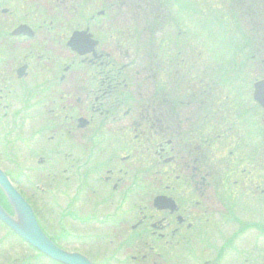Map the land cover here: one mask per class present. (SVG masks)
Here are the masks:
<instances>
[{
	"label": "flooded vegetation",
	"instance_id": "af4514ba",
	"mask_svg": "<svg viewBox=\"0 0 264 264\" xmlns=\"http://www.w3.org/2000/svg\"><path fill=\"white\" fill-rule=\"evenodd\" d=\"M138 1L152 6L155 16L149 19L150 29H160L158 21L169 22L168 7L158 0H85L84 6L85 12L113 11L121 16L119 10L134 11ZM65 12L80 13L76 0H0V43L9 48V55L0 56V128L24 129L28 115L37 111L40 151L58 159L47 177L40 170V219L45 231L64 249L98 255L104 262L109 259L103 257L111 255V263L119 258L131 260L130 264H188L192 246L222 228L218 245L215 241L216 247L207 249L216 255L204 264H228L220 261L226 251L229 263L236 264L235 225L233 217L225 218L233 214L235 201L219 198V174L203 162L206 149L220 147L219 114H213V121L205 119L210 113L204 110V94L188 87L181 53L175 59L167 57L164 77L158 71L150 74L153 87L147 106L142 107L138 89L133 119H109L125 105L120 95L131 73L125 72L124 58L111 55L100 44L97 55L41 54V49L54 47L55 51L66 43L55 20ZM30 15L40 17L38 39L32 40L36 43L31 49L36 60H32L33 70L20 78L18 70L27 61L21 60V54L28 40L3 39V32L12 30L14 16ZM137 25L142 27L141 22ZM134 74L141 75L138 70ZM33 92L38 104L29 102ZM212 107L215 111L216 104ZM80 117L89 118L87 128H79ZM206 127L212 129L206 132ZM141 150L153 160L152 166L143 168L150 185L143 186L142 197L140 185L135 184L141 173ZM157 195L171 198L175 206L156 207ZM130 224L136 239L134 246L125 248ZM115 241L116 247H110ZM255 246L241 264H264V241Z\"/></svg>",
	"mask_w": 264,
	"mask_h": 264
},
{
	"label": "rangeland",
	"instance_id": "374dc122",
	"mask_svg": "<svg viewBox=\"0 0 264 264\" xmlns=\"http://www.w3.org/2000/svg\"><path fill=\"white\" fill-rule=\"evenodd\" d=\"M222 2L224 3V5L222 4ZM220 3L222 4V6L221 4L215 6L214 2L211 0H188V12H180L179 7L175 5V1L168 0L166 1V4L169 5L168 12L170 11L172 15L171 22H173V24L171 23L160 31L154 30L152 33L151 31L150 33L147 32L148 27L144 24L143 27L146 28L142 27L143 30L139 33V43H148V46L145 44V50H147L148 52V50L151 49L149 43L160 42V40L164 39L166 37V34H168L167 37L168 39L170 38V43H172V46L177 47L176 49L187 48L186 43H189L188 48L191 51L192 46H196V51L199 53L202 61L204 59L208 60L214 57L219 58V60L222 61V64L219 63L217 65L219 69L216 70L217 75L214 78L215 80H212V77L210 76L204 81L202 85H200L201 83L199 85H196V82L193 81L192 87L195 89L204 90L207 86H211L214 88L215 85L216 88L213 89V93L209 96L207 92L206 97L208 98L205 97L206 102L210 105L212 104L211 99H214L213 103H215L216 98H220L222 97V95L226 97V95L228 94H233V97H235L236 99H241L242 97V107H246L247 110L250 109L251 112V114L247 116V121L255 122L256 124L263 126L264 110L256 105L253 100V85L257 80L261 79L260 77L264 76V67H262L263 65L261 63H257V61L259 62L260 59L262 61L264 55V1H262L259 6H256L255 0H220ZM257 3L259 4L260 1H257ZM141 5L142 7H140ZM204 5L206 6V9L202 10V8H204ZM138 7L142 8V11L137 13L136 9H138ZM221 7L223 9H221ZM151 9L152 6L151 8L145 7L142 1H138L134 9V15L137 22L139 20V22L144 23L146 19L152 20L155 14L154 11L153 13L151 12ZM227 9H230V11ZM210 10L211 12H209ZM222 10L226 11V13L225 15L219 16V13ZM254 10L256 12V15H254ZM219 43L220 46L218 47ZM221 46L223 47L222 49ZM178 50L181 51V49ZM59 51L57 49L56 53H58ZM67 53L69 54L68 51ZM198 53H196V55H198ZM1 54L2 53H0V55ZM235 55L238 58L233 57ZM233 59H235V61L238 63L237 68L234 70L235 73H233L235 74V77L231 74H227L225 77L227 79H234L233 81L236 83L237 89L234 90L232 88H228L226 84H223L222 87L224 88H221L223 81V79H221V75H223L224 73L221 72L222 70L220 69V67L224 65V71H226L231 66ZM190 64L191 63H189V65ZM241 68L243 69V72L236 74L237 72H240ZM199 69L200 68H196L195 66L191 67V71L193 73L197 72V70L199 71ZM150 86L153 87L151 82ZM218 88L219 92H221V90L223 89V93L218 94ZM150 93L151 90L147 89V94L149 95ZM148 95H144L143 105H145L146 103L148 104V100L150 98V96ZM232 99L233 98H231V100ZM195 107H200V105H196ZM243 108H239L237 106H235V108H232L231 105V108H229V110L231 109L232 111L237 112L242 110ZM2 111L3 110H1L0 112ZM221 112L224 113L223 117H225V115H227L230 111L221 110ZM235 118L240 119L239 115ZM242 129L246 130L248 129V127L246 126ZM28 136L29 135L26 136V140L29 138ZM252 137L256 139L259 136L250 135L246 138V140H251ZM0 148L2 149V151H0V164L5 168V170L10 172L12 176L19 175L18 178L20 179L23 167L29 168L37 165L36 161L32 163L27 159L32 152L27 150L26 143L22 144L21 142H19V140L18 142H6V139L3 136H0ZM228 155L229 150L224 156ZM263 166L264 161H260V163L258 161L256 167H251L247 163L240 165V163L237 162V172L241 173V170L246 167L247 175L244 176L246 178H252L250 183L251 191L249 195L246 196L249 197L248 200L244 196L236 199L237 202L239 201V199L241 202L248 201L244 204H240L248 206V209L240 207L238 203L233 208L235 212L234 215H236L240 220L253 221L258 223H262L263 221L262 219L264 218V211H262L261 207L256 208V206H252L254 202L257 205L261 197L262 199H264ZM248 169L253 170L251 173H249ZM249 237H251V235H249ZM249 242L251 243V246ZM11 243V248L13 249L11 255L14 259L23 257V255L26 254H30L31 251L29 250L30 252H27L25 247L20 243L16 244L13 240ZM255 243L256 240L253 238H244L243 240H238L237 245L241 251L236 252V254L240 253L242 257L238 258L236 264L244 263V259L248 258L247 253L249 252V250L256 247ZM115 245L116 244L114 243V246ZM257 245L259 247H262V245H260L259 243ZM200 254L201 252L194 250L193 254L190 255L191 257H189V261H191V259L193 258H201L197 262V264H202L204 261H206L208 256ZM31 256H33V253ZM95 258L99 259V257L97 256H95ZM227 259L228 256L225 260ZM97 261L101 263L99 260ZM229 262L230 260H227L228 264H230ZM116 264H118V261L116 262Z\"/></svg>",
	"mask_w": 264,
	"mask_h": 264
},
{
	"label": "water",
	"instance_id": "95a60500",
	"mask_svg": "<svg viewBox=\"0 0 264 264\" xmlns=\"http://www.w3.org/2000/svg\"><path fill=\"white\" fill-rule=\"evenodd\" d=\"M21 32L29 33L27 28L20 30ZM31 34V32H30ZM83 33L75 35V43L82 41L88 42V37L82 35ZM74 38V39H75ZM73 43V42H72ZM255 99L264 107V80L255 85ZM0 187L9 199L15 216L8 213L0 204V219L12 228L18 235L25 239L29 244L36 249L46 254L50 258L59 261L63 264H93L85 256L69 253L58 248L44 233L35 213L30 204L25 198L16 190L13 183L8 176L0 168ZM162 197L157 199L156 203H163Z\"/></svg>",
	"mask_w": 264,
	"mask_h": 264
}]
</instances>
